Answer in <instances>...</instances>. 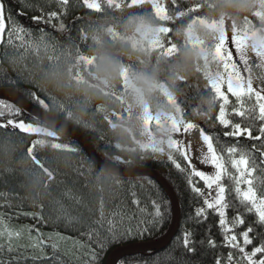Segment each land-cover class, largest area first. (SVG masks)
<instances>
[{
	"label": "snow or ice",
	"instance_id": "6c2138e0",
	"mask_svg": "<svg viewBox=\"0 0 264 264\" xmlns=\"http://www.w3.org/2000/svg\"><path fill=\"white\" fill-rule=\"evenodd\" d=\"M7 3L8 0H0V47H11L14 40L23 42L21 33L34 35L14 21L9 23ZM81 3L104 16L102 24L93 22L90 32L81 34L85 44L90 36L92 45L81 50L73 44L75 62L66 66L59 62V57L49 56V64L38 69L39 78L25 65L16 79L7 80L9 85L26 84L23 94L39 110L33 109L26 115L22 102L9 103L0 97V130L8 133L10 127V135L52 138L32 140L27 147V158L34 165L29 175L43 173L49 182L54 180L53 161L36 153L37 146L45 145L79 157L76 161L79 176L86 175L85 167L91 171L92 162L80 147L71 141L53 142L67 133L68 125L90 134L97 144L103 142L109 160L131 164L132 160L109 154L113 144L108 130L119 129L127 133L133 146L125 147L117 142L116 149L140 160L166 155L175 169L187 175L191 191L202 200L195 217L206 221L214 214L220 230V242L209 238L207 244L213 249H228L226 258L217 256L215 264H225V259L227 264H264V231L257 229V225L264 228V182L258 187L253 175L259 171L264 176V0H81ZM52 4L66 10L72 7L71 0H52ZM51 7L41 4L40 14L33 15L32 20L39 24L41 20L52 23L59 18L58 30L66 32L59 8L51 10ZM240 8L247 13L242 18L227 11ZM115 10L121 15H108ZM121 27L125 29L123 34ZM37 31L39 34L29 47L37 52L42 47L55 50L56 45L50 42L48 34ZM129 31L132 35L127 34ZM200 32L204 38L196 35ZM229 41L234 52L228 50ZM253 55L257 62L250 64ZM5 56L13 66L25 59L8 57L7 48ZM125 56L128 61L122 59ZM234 56L239 58L247 75L242 74ZM53 59L57 62L51 63ZM182 68L186 70L182 72ZM0 72L7 75L3 69ZM191 73L198 78L203 73L208 89L204 94L207 109L196 112L198 117L206 118L207 127L192 122L178 100L177 84L187 82ZM55 92L65 93V98H58ZM216 105L218 111L213 117ZM232 117H238L239 122ZM176 134L187 139H177ZM221 137L233 141L227 147V156L219 142ZM236 140L249 143L236 145ZM10 142V139L6 141ZM193 153L201 165L209 168H197ZM102 174L117 176L119 170L106 164ZM101 178L96 176L97 180ZM151 204L154 210L148 213V218L137 220L134 227L130 222L134 217L119 215L117 219L118 214L113 213V218L106 219L101 209V220L97 222L100 227L88 234L96 246L88 264H100V253L112 244L142 236L159 226L167 210H162L159 198ZM229 211L234 213L231 219L227 215ZM32 217L38 223L44 222L38 214ZM32 230L37 231V236L30 246L42 251L43 234L35 225L28 230L29 234ZM22 233L23 228H10L0 235L19 237ZM191 235L188 231L183 235L188 252L194 250ZM8 251H14L11 243Z\"/></svg>",
	"mask_w": 264,
	"mask_h": 264
},
{
	"label": "trees",
	"instance_id": "16d2710c",
	"mask_svg": "<svg viewBox=\"0 0 264 264\" xmlns=\"http://www.w3.org/2000/svg\"><path fill=\"white\" fill-rule=\"evenodd\" d=\"M51 5V10L59 8V15L64 17V23L67 31L60 32L58 30L59 18L52 23H45L43 20L37 24L32 20L33 15L40 14V5ZM72 7L70 9L60 8L59 5H53L52 0H8L6 4V15H11V21L15 24L31 30L34 35H38V29L43 30L51 38L50 42L68 50L71 53L68 61L59 58V62L66 66L74 63L76 47L83 50L85 47L92 45L89 36L87 44L81 38L82 32H90L93 22L103 23L104 16L95 14L92 10L87 9L81 3V0H71ZM210 11V10H209ZM229 14L242 18L247 13L235 9H228ZM109 16H119L118 10L110 11ZM53 24L56 27H53ZM121 33L125 32L123 27L120 28ZM131 35L132 32L127 33ZM204 38L203 33H198ZM183 42V41H181ZM5 48H7L8 57L27 56L24 60L29 69L32 70L36 77L39 78V68L49 64L48 56L40 52L38 59H35L33 53L24 54L21 51L16 52L14 47L4 45L0 47V69L6 72H0V89L10 88L16 91L22 98L36 107L32 101L24 96L27 85L20 83L18 85H9L8 78L16 79L17 73L24 69L21 63L13 66L5 56ZM59 57V56H58ZM128 61V57H122ZM23 61V62H24ZM57 60L51 61L56 63ZM27 74V73H25ZM177 87L180 89L178 100L186 113L189 114L192 122L207 127L206 118H200L196 112L206 110L208 105L204 94L208 91L205 88V80L203 73L199 78L197 74L191 73L187 82H178ZM75 91V89L73 90ZM60 99L65 98V93L55 92ZM77 95H80L77 93ZM4 100L9 103L20 102L17 98L10 94H0ZM82 99V98H81ZM94 104L97 101H92ZM25 114L31 111L24 107ZM218 111V105L213 107V117ZM239 122L238 117H232ZM68 128L82 135L96 152L97 156L107 165L114 166L119 170V175L108 176L102 174L101 166H98L90 152L77 139L68 133L61 134L59 141H71L80 147L85 157L92 162L91 171L85 167V176L81 177L76 171L78 167L76 161L79 157L72 153H66L51 149L48 145L43 147L37 146L36 153L38 156L53 161L51 167L55 170L56 175L53 181L49 182L47 176L41 173L39 176H30L29 172L34 168L31 160L27 158V147L31 145L32 140L47 139L33 134L29 137L27 134L19 136L10 135L0 130V233H6L7 227L23 228V233L17 237L15 234L11 237L0 235V264H88L91 259V252L96 247L94 242L89 240V231L93 228H99L97 223L101 220V209L104 218H113V213L125 217H134L131 224L135 226L137 220L148 218V213L152 212L151 201L160 199L162 210H167V215L161 224L151 231L144 233L142 236H134L128 238L122 243H114L100 253V264H107L108 258L117 250L125 249L140 243H156L162 241L170 232L173 222V205L169 195L160 183L148 175H128L124 171L151 170L168 183L174 192L178 204L179 220L175 234L171 236L169 243L162 247V244L153 248H138L129 251L127 254L118 258L116 264H215L217 256H227L228 249L217 247L213 249L207 244L209 238H215L220 242V230L216 226V217L214 214L209 215L206 221L203 218L195 217V210L202 204V200L191 191L187 183V175L181 174L167 161L166 155L161 158H146L140 160L134 155H129L126 151H120L114 147L120 142L125 147H132L127 137V133L117 129L116 131L108 130L109 136L112 138L113 147L109 151L110 155H120L124 160H132L131 164L115 163L108 159L105 155V144L102 142L97 144L91 138L90 134L85 133L82 129L77 130L74 125H68ZM215 136L217 133L212 130ZM10 139V143H6ZM220 144L224 147V154L227 156V147L232 146V138L221 137ZM249 143L247 141L236 140V145ZM230 168V163H229ZM234 172V170H232ZM97 175H101L100 180L96 179ZM255 183L259 187L264 182V176L259 171L255 172ZM47 185V187H45ZM87 185V187H85ZM138 200L140 203L134 204L133 201ZM145 209V211H141ZM32 214H38L43 219V223H38L37 219H33ZM229 219L234 215L233 212L227 213ZM8 217L10 219H3ZM202 221V222H201ZM128 220H125L127 226ZM38 228L41 235L40 239L44 243L41 251L39 248L33 249L31 244L35 243L34 237L37 231L29 229L32 226ZM259 231H264L257 225ZM185 231L190 232V243L194 250L186 251L183 242ZM49 237H52L49 239ZM11 243L14 251H8V244ZM53 245H56L55 249ZM225 264L227 261L225 259Z\"/></svg>",
	"mask_w": 264,
	"mask_h": 264
},
{
	"label": "water",
	"instance_id": "95a60500",
	"mask_svg": "<svg viewBox=\"0 0 264 264\" xmlns=\"http://www.w3.org/2000/svg\"><path fill=\"white\" fill-rule=\"evenodd\" d=\"M0 94L13 95L20 102H22L24 107L28 108L30 111H32L33 109L39 110L38 108H35L32 105H30L29 103H27L16 91H13L11 89H1ZM67 133L69 135H71L72 137H74L75 139H77L80 143H82L86 147V149L90 152L91 157L94 158V160L96 161L98 166L103 167L104 165H106L97 156V154L95 153V151L93 150V148L91 147L89 142L84 137H82V135L74 132L70 128H68ZM124 172L128 175H131V176L132 175H135V176H137V175H148V176H151L153 178H156V180L160 183V185L165 189L166 193L169 195L170 200L172 202V205H173V222H172V227H171L169 234L162 241H158L156 243H149V244L141 243L138 245L128 247V249L125 248V249H121L120 251L117 250L108 258L107 264H116V262L118 261V258H120L122 255H125L129 251H132V250H135L138 248H153L157 245L159 246V244H162V247H165L169 243V241L171 240V238H172L171 236H173L175 234V231L177 228V223L179 220V216H178L179 215L178 214L179 208H178L176 196H175L174 192L172 191V189L170 188V186L168 185V183L162 178V176L158 175V173L151 171V170H136V171L126 170Z\"/></svg>",
	"mask_w": 264,
	"mask_h": 264
},
{
	"label": "rangeland",
	"instance_id": "374dc122",
	"mask_svg": "<svg viewBox=\"0 0 264 264\" xmlns=\"http://www.w3.org/2000/svg\"><path fill=\"white\" fill-rule=\"evenodd\" d=\"M11 22L12 21H10L9 23H11ZM21 35L23 36V42H21L20 40H14L13 41V46H11V47H14V50L16 52L21 51V53H24V54L33 53V55L35 56V59H38V56H39L40 52H43L46 55V57L47 56L48 57L49 56H53V57H58L59 56L60 59H62L64 61H68V59H69V53H70L68 50H66V49L58 46L57 44H55L56 45L55 50H53V48H51V47H49L47 49H45V48L42 47V48H40L39 52H37L34 48L29 47V44L34 39L35 35L28 36V35H24L23 33H21ZM196 35H199V34L196 33ZM5 39H7V36L6 35H5ZM21 44H22V46H18V45H21ZM7 47H9V46H7ZM228 50L234 52V48L231 46L230 41L228 42ZM23 57L25 58L24 60H27L28 59L27 56H23ZM233 59L237 63L238 67L241 68L242 74L243 75H247V73H244L243 72V65L240 64L239 58L236 57V56H234ZM52 61H54V59ZM249 62H250V64H255L257 62V60L254 57V55L251 56ZM22 64L24 65V67H25V65L26 66L28 65L25 61L22 62ZM27 68L29 69L28 66H27ZM80 98H83V96H80ZM124 137H127L128 138V135L126 134V135H124ZM175 138L180 139V140H186L187 139V137L184 136L183 134H176V137ZM192 155H193V157L195 159L196 158V154L193 153ZM195 162H196L197 168H199L200 170H206V169L209 168V166H207V165H201L199 163V160L198 159H195ZM198 183L200 184V186H203L202 185V182H199L198 181ZM6 229L9 230V227H7Z\"/></svg>",
	"mask_w": 264,
	"mask_h": 264
},
{
	"label": "clouds",
	"instance_id": "9594fccd",
	"mask_svg": "<svg viewBox=\"0 0 264 264\" xmlns=\"http://www.w3.org/2000/svg\"><path fill=\"white\" fill-rule=\"evenodd\" d=\"M246 9H244V8H240V9H238V11H245ZM186 69L185 68H182L181 69V71L183 72V71H185ZM7 89H10V88H7ZM28 103V102H27ZM31 105V104H30ZM34 107V106H33ZM36 108V107H35ZM28 109V108H27Z\"/></svg>",
	"mask_w": 264,
	"mask_h": 264
}]
</instances>
